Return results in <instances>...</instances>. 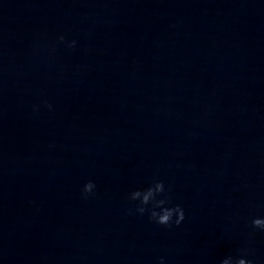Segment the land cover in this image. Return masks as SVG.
I'll use <instances>...</instances> for the list:
<instances>
[{"label":"water","instance_id":"1","mask_svg":"<svg viewBox=\"0 0 264 264\" xmlns=\"http://www.w3.org/2000/svg\"><path fill=\"white\" fill-rule=\"evenodd\" d=\"M153 179L180 225L128 212ZM255 215L264 0H0V264H264Z\"/></svg>","mask_w":264,"mask_h":264},{"label":"clouds","instance_id":"2","mask_svg":"<svg viewBox=\"0 0 264 264\" xmlns=\"http://www.w3.org/2000/svg\"><path fill=\"white\" fill-rule=\"evenodd\" d=\"M58 41L65 44L67 48H73L76 40H66L63 34L57 36ZM44 105L51 110L53 105L47 100ZM39 105H33V111H37ZM96 183L94 180H86L81 188V194L87 198L89 194H94ZM128 199L135 202L134 209H128L130 214L143 215L147 213L148 219L157 225L171 227L180 225L185 219V209L179 203H173L170 188L166 187L161 179H153L144 187H137L128 193ZM254 231L264 232V215H255L250 220ZM158 264H166L165 257H158ZM218 264H254L247 254V249H242L240 255H225Z\"/></svg>","mask_w":264,"mask_h":264}]
</instances>
